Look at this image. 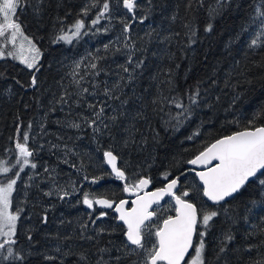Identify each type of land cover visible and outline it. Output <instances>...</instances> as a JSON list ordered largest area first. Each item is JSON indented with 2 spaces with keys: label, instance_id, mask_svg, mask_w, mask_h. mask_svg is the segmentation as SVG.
I'll use <instances>...</instances> for the list:
<instances>
[{
  "label": "trees",
  "instance_id": "16d2710c",
  "mask_svg": "<svg viewBox=\"0 0 264 264\" xmlns=\"http://www.w3.org/2000/svg\"><path fill=\"white\" fill-rule=\"evenodd\" d=\"M139 2L142 7L137 16L147 15L148 18L143 24L138 19H129V33L123 32L121 22L127 16L126 10L117 5V0H110L111 21L102 20L87 35L70 44L53 40L60 34V28L71 25L93 0H43V3L27 0L28 6L18 10L23 33L42 52L35 88L29 87L32 72L24 65L8 58L0 60V159L7 160L9 166L14 164L17 137L28 132L29 146L34 150L32 159L37 163L35 170L28 167L20 174L13 192V211L17 207L23 209L17 224L16 248L25 253V264H97L101 257V264L103 261L131 264L137 257L125 258L123 228L116 215L107 211V217L93 224L96 213L82 203L84 192L116 201L126 199L123 183L106 175L110 171L103 151L111 148L119 156L120 167H124L126 175L132 179L150 177L152 188L164 186L166 172L180 176L184 186H191L195 178L188 171L187 160L216 139L241 130L264 107V46H249L259 30L250 23L251 15L261 0H232L222 15L212 18L209 8L215 6L216 0H203V6L191 0V8L187 7L190 0ZM98 11L99 7L92 8L85 18L86 23H90ZM208 22L213 24L210 33L204 31ZM105 27L108 28L106 33L102 30ZM192 31L196 32L192 37L194 44L189 40ZM105 45H109L107 50ZM129 55L134 63L143 60V67L134 70L131 82L119 81L120 76L127 77L119 66L126 65ZM93 57H103L95 62L104 71L94 78L99 83L96 89L89 83L92 76L82 81L83 87L97 92L96 96L85 94L86 101L106 100L100 95L105 82L109 86L114 81L121 84L117 89L120 100L108 101L111 107L107 108L104 118L108 127L100 124L98 133L82 119L91 118V110L83 101L77 107V96L68 104L54 103L65 89L70 93L76 91L69 75L75 63L82 61L78 71L85 74L91 71L87 65ZM168 80L172 83H167ZM197 86L199 105L191 106V117L182 118V126L174 130L165 122L180 109L167 102L161 105L159 100L175 96L187 106L190 102L186 93ZM237 96L239 99L234 102ZM121 100L127 103L121 104ZM154 100L158 103L154 104ZM113 116L115 122L111 119ZM72 123H79L80 128L71 127ZM196 132L199 135H194ZM190 136L193 138L188 139ZM45 167L50 171L54 169L55 183L70 192L64 200L56 194L45 195V192H54L53 181L44 171ZM182 172L185 175H181ZM100 175L104 178L99 183L89 182ZM85 176L89 180H85ZM5 180L0 175V181ZM73 184L78 190L75 193ZM257 187L253 184L242 190L225 205L227 211L222 210L214 221L206 237L211 264H255L264 258L261 245L264 205L253 207L250 203L252 199H259ZM170 199L161 205L162 217L174 215L172 211H164L169 208ZM195 202L199 204L200 198L196 197ZM229 229L236 238L226 245L227 250L220 260H216L223 233ZM249 246L251 252L245 250ZM45 255L55 256L56 260H45ZM81 256L87 257V261H82ZM117 256L121 258L119 261Z\"/></svg>",
  "mask_w": 264,
  "mask_h": 264
},
{
  "label": "snow or ice",
  "instance_id": "6c2138e0",
  "mask_svg": "<svg viewBox=\"0 0 264 264\" xmlns=\"http://www.w3.org/2000/svg\"><path fill=\"white\" fill-rule=\"evenodd\" d=\"M151 0H149V3ZM43 3V0H40ZM200 6H203V0H197ZM232 0H216L214 7L209 8L210 18L222 15L226 8L230 7ZM117 5L126 10V18H122L123 32L129 33L131 24L128 20L136 21L141 24L148 18L147 15L138 17L137 12L142 5L139 0H117ZM27 5V0H0V60L11 58L24 65L30 72L29 87L35 88L38 86L36 73L40 72V60L42 56L41 49L38 48L32 40H30L22 31V25L19 22L18 10L22 11ZM191 0L187 7L191 8ZM99 7V11L95 17L86 23L85 18L89 16L92 8ZM37 12L39 8L35 9ZM107 19L109 22L112 19V6L110 0H93V3L86 5L73 20L71 25L61 27L59 35H57L53 42L63 41L72 43L73 39H79L82 35H87L88 31L95 28L102 20ZM63 24V21H60ZM250 23L258 27L255 38L251 39L250 47L264 46V0L254 6L251 15ZM188 27V25H186ZM101 29H97L100 31ZM105 33L108 28L102 29ZM213 30V24L208 22L204 31L210 33ZM196 32L192 31L189 38L190 44L196 41ZM22 37L23 41L27 42V48L23 42L17 43L18 38ZM129 37L125 36L127 42ZM11 45V48H8ZM127 46V44H126ZM109 45H105L107 50ZM120 51V49H117ZM103 59V57H93L89 62L87 68L90 72L81 74L80 69L82 61H77L69 75L72 77V83L76 86V91L70 93L65 89L64 93L54 100L57 104H68L73 96H77L75 100L77 107L81 106L83 101L84 106L91 110V118L82 117L88 127L93 129L94 133L101 131L99 125L104 124L106 110L111 107L108 101L120 100V95L117 94V89L121 88L119 81L127 79L131 82L134 79L133 72L135 69L143 67L144 61L139 60L134 63L132 55L127 58L126 65H120L122 72L127 74V77L120 76L119 81H114L110 86L105 82L100 95L106 97L104 101H96L95 103L85 100V94L96 96L97 92L90 91L88 87L82 86V81H85L86 76L93 77L91 83L92 88L99 87V83L95 81L103 68L99 67L95 62ZM128 65H134L130 68ZM17 83H20L17 81ZM167 83L171 84V80ZM23 87V85H21ZM189 100V105L177 99L175 96L163 97L159 103L163 105L167 102L169 105L180 109L171 120L165 123L173 127L174 130H179L182 126L183 119H188L192 115L191 106L199 105L198 97L200 96V89L197 86L194 90L186 93ZM239 99V96L234 98ZM121 104L127 101L121 100ZM153 103H158L154 100ZM55 111V108L52 109ZM163 110V107H161ZM183 118V119H182ZM111 119L115 122L116 117ZM172 120L175 124H172ZM257 121H260L259 123ZM74 128H80L79 123H72L70 125ZM31 124H29V129ZM19 131V130H18ZM199 135V132L194 133ZM190 136L188 139H192ZM29 133L24 132L18 135L15 142V163L9 166L7 160L0 159V175H3L6 180L0 181V264H25L26 255L22 250H18L16 245L18 243L17 237V222L20 220V215L23 209L17 207L12 211L13 206V192L17 181L21 179L20 174L25 171V168L30 167L35 170L37 163L32 159L34 157V150L29 146ZM126 146V144H125ZM55 147V146H54ZM104 162L109 166L110 172L106 175L119 180L123 183V191L129 196L134 197L131 201L128 199H120L116 201L109 197H97L89 192L82 194V203L88 209L96 212L94 206H99L102 209H110L117 214L116 219L121 222L123 228L124 242L122 243V250H124L125 258L137 257L131 261V264H211L207 256L206 237L214 226V221L220 216L221 211L225 209L226 204H230L231 200L237 197L246 187H251L253 184L258 185L256 195L259 199H252L250 203L253 207L257 204L264 205V107H261L258 112L253 115L251 120H248L245 126L239 130L234 131L230 135L222 136L215 140V142L199 151L194 158L187 160V164L194 167L188 169L193 173L194 181L191 186H184L181 182L180 176H172L171 172L163 174V179L166 181L163 187L147 191L152 183L150 177H139L132 179L126 175L124 167L118 166L119 156L109 148L103 151ZM67 163V161H64ZM75 167V165H72ZM13 169H17L13 172ZM44 171L49 173V178L53 181V191L45 192V195H58V198L64 200L70 195V192L63 186L55 183V176L51 171L45 167ZM12 173V176L8 174ZM185 175V173H181ZM171 177V178H170ZM29 176V179H32ZM104 175L95 176L90 179L91 184H97ZM89 180L88 176L84 177ZM198 181V184L196 183ZM72 192L78 190L71 186ZM165 197L171 199L167 202L169 208L164 211H172L174 215L161 216V201ZM196 197L200 198V203L195 202ZM156 207H153V206ZM251 211V209H249ZM107 211H100L95 215L93 224L96 220H102L107 217ZM229 219L231 217L229 216ZM246 219V217H245ZM47 222V217H44ZM87 227V225H84ZM101 232L104 230L101 229ZM261 233L264 234V227H261ZM248 235H251L249 233ZM235 235L229 229L223 233V239L218 245V251L215 253V259L220 260L221 255L226 252V245L235 240ZM27 239L32 240L31 235ZM264 246V240L261 241ZM251 252L252 247L245 249ZM56 251H60L59 248ZM101 252H107L108 249H100ZM45 260L55 261V256H44ZM82 261H87V257L81 256ZM121 258L116 257L119 261ZM103 258L97 261L101 264ZM62 264V262H61ZM103 264H108L103 261ZM255 264H264V258L255 261Z\"/></svg>",
  "mask_w": 264,
  "mask_h": 264
},
{
  "label": "water",
  "instance_id": "95a60500",
  "mask_svg": "<svg viewBox=\"0 0 264 264\" xmlns=\"http://www.w3.org/2000/svg\"><path fill=\"white\" fill-rule=\"evenodd\" d=\"M118 166H120V160L118 159ZM105 165H106V167L110 170V168H109V166L105 163ZM189 169L190 168H192V167H194V166H192V165H189L188 164V166H187ZM111 171V170H110ZM152 190H154L153 188H152V184H150V186H149V188L147 189V191H152ZM126 197H127V199L129 200V201H131L134 197H131V196H129L127 193H126ZM168 198H170V197H165L164 198V200H162L161 201V204H163ZM99 207V206H98ZM153 207H156L155 205L153 206ZM86 208H87V206H86ZM100 209H102V208H100ZM102 210H106V211H112V210H110V209H102ZM114 214L117 216V214L114 212ZM118 223L119 224H121V222H119L118 221Z\"/></svg>",
  "mask_w": 264,
  "mask_h": 264
},
{
  "label": "rangeland",
  "instance_id": "374dc122",
  "mask_svg": "<svg viewBox=\"0 0 264 264\" xmlns=\"http://www.w3.org/2000/svg\"><path fill=\"white\" fill-rule=\"evenodd\" d=\"M25 35V34H24ZM30 39V38H29ZM31 40V39H30ZM73 40H75V39H73ZM21 42H23L24 44H25V48H27V42L26 41H23V38L22 37H19L18 38V41H17V43L19 44V43H21ZM33 42V41H32ZM63 42V41H62ZM34 43V42H33ZM66 43V42H65ZM35 44V43H34ZM67 44H69V43H67ZM36 45V44H35ZM12 46L11 45H8V48H11ZM8 59H11V58H8ZM13 60V59H12ZM14 61H16V60H14ZM16 62H18V61H16ZM19 63V62H18ZM16 187V186H15ZM12 211H13V208H12ZM17 224H18V222H17Z\"/></svg>",
  "mask_w": 264,
  "mask_h": 264
},
{
  "label": "flooded vegetation",
  "instance_id": "af4514ba",
  "mask_svg": "<svg viewBox=\"0 0 264 264\" xmlns=\"http://www.w3.org/2000/svg\"><path fill=\"white\" fill-rule=\"evenodd\" d=\"M95 207V209H96V214H98L100 211H106V210H102V209H100V208H98L97 206H94ZM90 211H93V210H91V209H89Z\"/></svg>",
  "mask_w": 264,
  "mask_h": 264
}]
</instances>
